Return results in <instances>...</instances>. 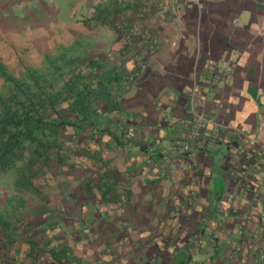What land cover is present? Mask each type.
I'll use <instances>...</instances> for the list:
<instances>
[{"label": "crops", "instance_id": "crops-1", "mask_svg": "<svg viewBox=\"0 0 264 264\" xmlns=\"http://www.w3.org/2000/svg\"><path fill=\"white\" fill-rule=\"evenodd\" d=\"M134 1L157 45L119 96L122 130L104 133L110 164L91 171L114 189L61 216L53 264H264V191L254 200L246 188L264 179V0H178L172 20L162 15L167 0ZM143 23L134 24L135 46ZM2 46L7 58L13 50ZM248 137L258 153L247 163L234 147Z\"/></svg>", "mask_w": 264, "mask_h": 264}, {"label": "rangeland", "instance_id": "rangeland-1", "mask_svg": "<svg viewBox=\"0 0 264 264\" xmlns=\"http://www.w3.org/2000/svg\"><path fill=\"white\" fill-rule=\"evenodd\" d=\"M1 1L3 2H0V52L3 51L2 45L8 47L9 51L13 50L7 58L4 52L0 53L2 54L0 62L6 70L20 76L24 73L25 66H42L46 54L60 55L62 52L82 56V61L90 58L99 60L103 83L112 94H116L114 99L116 108L112 109L108 116L114 118L115 113L121 120V123L118 122L119 125L110 122L112 124L108 126L110 130L115 126L122 130L120 124L124 115L119 104V96L126 88L131 87L137 71L147 58L145 54L150 53L157 45L156 35L148 26L151 21L146 14L139 16L138 12H134L133 6L137 1ZM116 1L132 7L127 9V15L124 13L118 16V29L95 23L94 19L86 20L98 10L105 14L103 9L112 8ZM177 1L167 0L163 4L162 15L166 19H173L171 12L176 11ZM164 10H167V13H164ZM141 22H144L147 31L140 40V45L135 46L130 43V38L135 30L134 24L138 25ZM118 40L122 41L120 47H117ZM130 61H133L132 65L127 64ZM5 87L6 83L0 76V90H4ZM99 103L103 104L101 101ZM101 125L106 126L107 123L103 121ZM64 132L65 138H69L73 128L65 127ZM105 134L102 133L100 139L95 135L88 137L82 134L72 135L69 140L72 149L78 146L89 148L95 156L90 157L86 152L79 154L72 151L70 160L77 162L75 167L60 166L54 162L42 167V172L40 171L34 180L39 195L16 187L13 183V170L0 173V216L9 221L7 228L0 226V264H53V255L49 253L51 249L48 247L51 245L50 239L57 235L56 232L61 227L59 226L61 216L62 218L69 216L80 198L86 200L91 198L94 200L99 196L101 199L104 198L97 184L90 186L88 180L99 174L98 172L92 174V170L104 166L101 152L109 146ZM214 158L217 162L216 155ZM35 167L38 168L39 164ZM72 170H77L79 178L67 177L68 172ZM213 182L221 189L224 183L219 171H214ZM109 196L117 197V191L109 193ZM91 210H95V207Z\"/></svg>", "mask_w": 264, "mask_h": 264}, {"label": "trees", "instance_id": "trees-1", "mask_svg": "<svg viewBox=\"0 0 264 264\" xmlns=\"http://www.w3.org/2000/svg\"><path fill=\"white\" fill-rule=\"evenodd\" d=\"M128 8L116 1L112 8L103 9L105 14L98 10L86 20L94 19L116 30L118 16L127 15ZM82 58L64 52L46 54L42 66H25L20 76L8 72L0 62V76L6 83L0 90V173L13 170L16 187L39 195L34 180L42 167L51 162L75 167L77 162L70 160L72 151L95 156L89 148L72 149V135H95L100 139L102 133H112L108 124L101 123L117 121L114 114V118L108 116L116 108V94L103 83L101 62ZM65 127L73 128L69 138H65ZM88 183L97 184L102 196L114 189L103 174L90 177ZM8 224L0 216V226L7 228Z\"/></svg>", "mask_w": 264, "mask_h": 264}, {"label": "built area", "instance_id": "built-area-1", "mask_svg": "<svg viewBox=\"0 0 264 264\" xmlns=\"http://www.w3.org/2000/svg\"><path fill=\"white\" fill-rule=\"evenodd\" d=\"M199 119L201 121L202 116H200V117L198 116V120ZM240 133L243 134V135H246V132L243 131V130H240ZM248 138H249V141H247L246 143L247 144L250 143L251 145H247V144L243 143V144H240V145H236L234 147L235 151L236 152H240L241 156H243L244 160L247 161V163H248L249 159L252 158V155H255L256 153H258L257 148L256 147H252L253 145H256L258 143L257 140L255 138H252V137H248ZM182 146H183V149H186V150H190L191 149V147H190L188 142H185V141L183 142L182 141ZM246 188H247L248 191L251 192L252 198L255 200L256 197H258V195H259L260 188H261L262 191H264V179L258 185V187H254L251 182H247ZM241 219H242L243 223H246L249 220V213H248L247 210L243 211V213L241 214ZM258 224H259V230L262 229V231H263V229H264V212H262L260 214V218H259ZM245 241L248 243L247 238H245V239L242 238V241L237 242L234 245V248L237 249L238 251L243 250L242 248L245 247V243H246ZM257 256H258V258H261V259L264 258V252L263 251L259 252L257 254Z\"/></svg>", "mask_w": 264, "mask_h": 264}]
</instances>
